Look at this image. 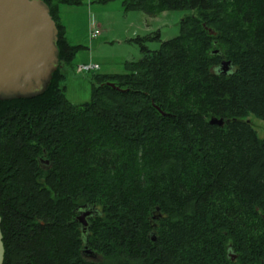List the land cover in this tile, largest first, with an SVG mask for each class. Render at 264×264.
I'll use <instances>...</instances> for the list:
<instances>
[{
	"label": "trees",
	"instance_id": "obj_1",
	"mask_svg": "<svg viewBox=\"0 0 264 264\" xmlns=\"http://www.w3.org/2000/svg\"><path fill=\"white\" fill-rule=\"evenodd\" d=\"M44 2L58 67L41 95L0 101L2 264H264V139L245 119L264 121V0L125 1L193 12L77 105L63 82L82 47L59 9L82 0Z\"/></svg>",
	"mask_w": 264,
	"mask_h": 264
},
{
	"label": "rangeland",
	"instance_id": "obj_2",
	"mask_svg": "<svg viewBox=\"0 0 264 264\" xmlns=\"http://www.w3.org/2000/svg\"><path fill=\"white\" fill-rule=\"evenodd\" d=\"M129 0H82L78 5H62L59 18L68 28L71 45L81 46L66 68L64 93L69 102L77 105L89 101L92 74H121L128 61L141 57L136 39L145 47L157 50L163 41L180 34V20L193 11L164 10L148 15L140 10L126 9ZM99 23L97 37L89 39L88 21ZM97 64V70L79 71L85 64ZM77 65V66H76ZM75 69V70H74ZM249 121L259 138L264 139V121L253 114Z\"/></svg>",
	"mask_w": 264,
	"mask_h": 264
},
{
	"label": "water",
	"instance_id": "obj_3",
	"mask_svg": "<svg viewBox=\"0 0 264 264\" xmlns=\"http://www.w3.org/2000/svg\"><path fill=\"white\" fill-rule=\"evenodd\" d=\"M57 40L58 28L44 0H0V101L30 99L45 92L58 67ZM220 69L227 72L229 61H222ZM210 123L221 126L223 120L213 117ZM96 212L87 204L80 207L83 232L87 218ZM229 256L231 260L236 257ZM3 259L0 229V264Z\"/></svg>",
	"mask_w": 264,
	"mask_h": 264
},
{
	"label": "built area",
	"instance_id": "obj_4",
	"mask_svg": "<svg viewBox=\"0 0 264 264\" xmlns=\"http://www.w3.org/2000/svg\"><path fill=\"white\" fill-rule=\"evenodd\" d=\"M97 24H95V22H92L90 24V29H89V39H92V38H95L97 37V34L99 33V30H98V26H96ZM98 66L97 64H85V65H81L78 70L79 71H86V70H91V69H97Z\"/></svg>",
	"mask_w": 264,
	"mask_h": 264
},
{
	"label": "crops",
	"instance_id": "obj_5",
	"mask_svg": "<svg viewBox=\"0 0 264 264\" xmlns=\"http://www.w3.org/2000/svg\"><path fill=\"white\" fill-rule=\"evenodd\" d=\"M92 22H95V24L99 25V23L96 22L95 19H91V20H89V21H88V23H89V26H88V34H89L90 24H91ZM64 28H65L66 38H67L68 28L66 27V25H64ZM67 40H68V38H67ZM68 43H70V42L68 41ZM70 44H71V43H70ZM76 66H77V65H76Z\"/></svg>",
	"mask_w": 264,
	"mask_h": 264
},
{
	"label": "flooded vegetation",
	"instance_id": "obj_6",
	"mask_svg": "<svg viewBox=\"0 0 264 264\" xmlns=\"http://www.w3.org/2000/svg\"><path fill=\"white\" fill-rule=\"evenodd\" d=\"M79 220V219H78Z\"/></svg>",
	"mask_w": 264,
	"mask_h": 264
}]
</instances>
